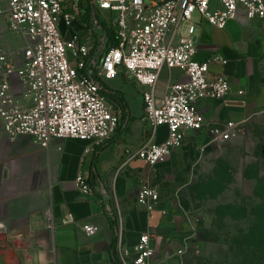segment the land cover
<instances>
[{"label": "crops", "instance_id": "0c3cea01", "mask_svg": "<svg viewBox=\"0 0 264 264\" xmlns=\"http://www.w3.org/2000/svg\"><path fill=\"white\" fill-rule=\"evenodd\" d=\"M61 3L64 11L75 16L70 26L60 21L64 38L76 36L79 43L88 44L90 65L95 67L111 43L108 25L103 19L97 21L92 0ZM0 41L9 52L24 46V40L9 28L5 13H0ZM213 55L226 62L212 61L210 76L226 74L232 88L221 99L201 100L199 107L206 120L234 121L240 127L264 110V18L250 19L241 13L224 28L201 21L196 56L205 60ZM186 80L182 69L164 67L158 94L163 96L170 83ZM103 82L102 93L112 102L119 124L95 150L86 151L88 141L77 138H56L49 148H43L29 134L12 139L0 131V264H122L117 245L121 221L131 256L143 232L151 234L160 264H177L176 251L184 245L187 252L193 226L176 185L196 155L214 143L211 135L207 129H188L183 145L166 160L151 166L135 158L123 166L128 149L163 141L168 128L162 125L152 136L144 119L141 89L124 72ZM80 172L87 176L92 193L76 186ZM145 180L160 191L153 211L137 202ZM48 210L54 228L49 226ZM70 214L75 221H66ZM86 223L96 225L97 231L87 234Z\"/></svg>", "mask_w": 264, "mask_h": 264}, {"label": "built area", "instance_id": "2783aa9c", "mask_svg": "<svg viewBox=\"0 0 264 264\" xmlns=\"http://www.w3.org/2000/svg\"><path fill=\"white\" fill-rule=\"evenodd\" d=\"M2 1L0 13L8 16L9 28L24 40V46L13 52L0 41V131L10 138L29 134L43 148L56 138L88 141L86 151L101 147L119 124L112 102L102 93V81L121 72L141 89L144 119L152 136L160 126L168 128L163 141L128 149L123 166L135 158L151 166L166 160L183 145L188 129H207L213 142L239 134L238 123L206 120L199 107L201 100L223 98L232 85L224 73L210 76V63L226 59L197 58V26L205 20L224 28L241 13L250 19L264 18V0H92L96 11L108 13L117 40L106 45L95 67L90 65L88 44L79 43L76 36L64 38L59 23L63 20L70 26L75 16L64 11L61 0ZM164 67L182 69L188 80L170 83L160 96ZM75 183L81 191L92 193L84 173L77 175ZM159 200V189L143 181L139 206L153 211ZM47 214L54 228L51 211ZM66 221L75 217L70 214ZM83 227L89 235L98 229L91 223ZM117 245L122 264H160L149 232L140 235L131 256L121 221ZM186 249L184 245L176 251L177 264H185Z\"/></svg>", "mask_w": 264, "mask_h": 264}, {"label": "rangeland", "instance_id": "374dc122", "mask_svg": "<svg viewBox=\"0 0 264 264\" xmlns=\"http://www.w3.org/2000/svg\"><path fill=\"white\" fill-rule=\"evenodd\" d=\"M97 17L113 29L107 12ZM185 172L176 185L193 226L185 264H264V110Z\"/></svg>", "mask_w": 264, "mask_h": 264}, {"label": "trees", "instance_id": "16d2710c", "mask_svg": "<svg viewBox=\"0 0 264 264\" xmlns=\"http://www.w3.org/2000/svg\"><path fill=\"white\" fill-rule=\"evenodd\" d=\"M107 31H108V35H109V38H110V42L112 44L116 43L117 40L115 38L114 31L112 29H110V28H108ZM260 239H261L262 244L264 245V233L262 234Z\"/></svg>", "mask_w": 264, "mask_h": 264}]
</instances>
